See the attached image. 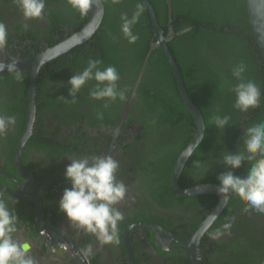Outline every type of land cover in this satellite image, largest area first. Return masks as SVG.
I'll use <instances>...</instances> for the list:
<instances>
[{
	"label": "trees",
	"instance_id": "1",
	"mask_svg": "<svg viewBox=\"0 0 264 264\" xmlns=\"http://www.w3.org/2000/svg\"><path fill=\"white\" fill-rule=\"evenodd\" d=\"M12 1L0 0V23H4L1 17ZM149 1L154 9L157 23L165 36L168 33L169 20H171L174 35L167 44L168 48L178 65L188 96L204 118L203 140L194 149L192 157L186 161L181 176L183 178L184 175H189V172L194 171L197 177L195 184L204 181L218 184V180L208 172L206 176L201 174V170H204L208 164V159L215 160V157L220 156L223 151H237L241 144L236 147L233 146V142H237L244 130L257 119H264V97L257 108L248 113H241L233 108L234 95L229 90V86L235 83L231 70L235 65L243 62L247 66L244 73L245 79L254 81L264 92V59L250 28L244 0H170L171 18L168 15L166 0ZM103 3L105 14L99 31L89 42L90 44L83 46L79 52L73 51L74 57L67 60L65 57L56 58L46 65L45 75L42 76V71H40L35 89L36 111H39L42 106H54L61 111L65 101L62 99L57 101L56 98L62 97L60 96L62 79L65 78L68 82L72 75L69 73L68 77L62 74L65 70L64 66H67L69 70L79 72L83 70L90 58L102 60L103 67L115 66L120 75L127 72L125 86L129 92L132 89L139 68L145 56L148 55L152 41L155 40L150 17L139 0H122L118 5H113L111 0H103ZM138 4L144 7L143 15L133 27V32L139 36V39L135 44L130 45L121 33L120 17L124 14L130 17ZM45 14H47L49 24L47 27H42L41 32H37L39 27L36 28V24L32 25L33 29H31L30 26H26L24 20L18 19L19 24L15 32L8 35L5 48L13 39L19 37L21 40L27 36L34 40V45L40 46L42 50L46 47L48 38L53 39L62 31L71 33L86 22V17H81L74 11L68 5L67 0H47ZM34 30L37 33H34ZM55 65H59V69L55 67L49 70ZM14 77L18 79L22 77L25 80V82L21 81V97H19V102L4 108V112H11V115L15 111L19 112L21 122L17 128L18 132H21L27 115L28 75L21 76L14 73L5 75L4 79ZM94 84L95 82L91 81L81 90L76 103L68 101L70 103L69 115L76 116L79 120L83 119L87 113L81 111L80 107L87 106L89 112L95 115L97 119L95 125L98 126L100 121L97 114H102V119L107 120L111 116L112 108L110 104L105 107L107 103L105 101L97 103L89 97V91ZM124 92H126L125 89ZM53 98H55L54 102ZM136 98V104L134 107L131 105L127 119L138 125L139 129L136 133L140 135L135 141L137 146L131 144L127 146V155L132 158V163L128 167L140 164L153 167V173L163 172L165 179H159L157 182H162L160 190L167 194L168 198L162 199L161 195L156 197L155 201L161 206H168L170 200L178 199L183 206L190 202L196 207L205 198H211V206L214 207L217 197L213 195L180 197L168 187L173 163L192 138L195 125L180 99L172 70L158 48L154 49L147 59L145 71L136 90ZM215 115L229 116L230 127L225 128L224 131L215 128L212 123ZM18 135L20 134H16V138ZM16 138L14 137L13 140L8 138L11 141L10 147L14 145ZM77 141L81 142V137H77ZM31 143L35 142L30 141L29 144ZM142 143H145V146L142 147ZM5 145L0 146V150ZM37 145L45 146L51 155L60 154L62 150L66 151L65 148L61 150L39 143ZM205 145L212 149L208 156ZM151 148H153L152 151H156L157 163L149 157L142 159L143 153ZM9 152L11 154V151ZM196 161H200L199 166L194 165ZM216 163H220L219 160ZM234 174L241 175L238 171ZM209 178L213 179L209 180ZM245 203L238 195H231L224 210L215 219L209 232L205 234L210 235L216 229L221 228L224 223L231 222L232 224L230 232L225 234L229 236L228 241L221 243L214 241L215 248L206 251L208 264H214L212 253H217L220 264H264V240L257 238L256 231V224L261 221L258 216L264 215L254 211L244 212ZM210 209L201 212L200 209L195 208L197 217L203 219ZM196 225L197 220L192 227L195 228ZM226 246L234 248V252L239 247H243L248 253L238 255L235 252L233 255L231 251L225 256L227 260H223L221 254L224 255L227 251Z\"/></svg>",
	"mask_w": 264,
	"mask_h": 264
},
{
	"label": "flooded vegetation",
	"instance_id": "2",
	"mask_svg": "<svg viewBox=\"0 0 264 264\" xmlns=\"http://www.w3.org/2000/svg\"><path fill=\"white\" fill-rule=\"evenodd\" d=\"M101 1L103 3V0ZM166 4L168 8V0H166ZM46 16L47 14L41 20L26 21L18 9L15 0H13L11 5L5 8V14L1 19L7 28V34L12 35L19 24L18 19L24 20L26 26H30L29 28L31 29H33L32 25L36 24V28L39 27L37 32H41L42 27H47L49 24ZM77 30L71 33L62 31L55 38H48V43L42 50L40 46L34 45V40L27 36H24V39L21 40L17 37L10 42L7 48L0 51V64L36 57L48 49L65 42ZM98 31L99 29L94 36ZM37 32L34 30V33ZM173 35L172 30V32L168 31L164 37L169 38L170 41ZM91 40L87 44L71 48V50L59 57H65L66 60L74 57L72 52L75 50L79 52L83 49V46L90 44ZM153 42H156V39ZM145 58L130 92L127 91V87L125 86L127 83V72L120 75L118 87L123 91L124 89L126 90V99L124 101L117 100L113 103L107 102L112 108L111 116L107 120L98 119L100 121V125L98 126L95 125L97 121L95 115L89 112L87 106L83 105L80 107L81 111L87 113L85 118L79 120L76 116L71 117L69 115L70 103L66 100H64L65 102L61 111L54 106H42L39 111H35V120L32 123L30 132L31 137L27 138L19 152L21 171L17 169L14 156L16 146L21 140L23 133H25L26 123L21 132H18L17 127L19 122H21L19 112L15 111L11 115V112H4V108L19 102L18 100L22 92L20 88L22 86L21 81L25 82V80L22 77L19 79L18 77L4 79L5 75L16 72H4L0 74V116H14L16 121L14 127L10 128L5 135L0 136V146L6 144L0 150V199H5L9 207L15 209L20 229L18 234L33 242V252L41 264H85V261L83 263L80 261L84 259V256L92 264H193L185 254L177 251L179 244L174 240L165 241L164 245L161 242L166 240L168 235L182 240L190 239L206 215L216 206L219 201L218 196L212 194L217 197L214 207L211 206V198H205L196 207L192 206L190 202L186 203V206H183L178 199H175V201L170 200L168 206H161L155 201L156 197L161 195L162 199L168 198V195L162 193L160 190L162 182H157L159 179H165L163 172L153 173L152 170L154 168L147 165L136 164L128 167L132 163V158L127 155V146L130 144L137 146L135 141H137L140 134L136 133L139 129L138 125L128 120L127 116L131 105L134 107L137 101L136 90L147 64V60L145 63ZM52 61L40 66L35 84H37L40 71H42V76L45 75L47 73L46 65ZM59 65L51 66L49 70L55 67L59 69ZM63 69L65 70L62 74H66L68 77L69 73L72 75L76 73L73 70L67 69V66H64ZM28 72L19 71V74L21 76H29ZM72 75H70V78ZM62 81L60 96L70 99L71 97L68 95L69 88H67L68 85L65 78ZM60 98H56V100L59 101L61 100ZM52 101L54 102L55 98ZM99 102L97 101V103ZM42 105H44L43 102ZM242 129H244L243 126ZM16 134L20 135L16 138ZM14 137L16 140L14 141V145L10 147V140H13ZM77 137H81L82 141L78 142ZM241 139L242 136L238 137L237 142H233V146L239 147ZM30 141H34L35 143L29 144ZM37 143L61 150L65 148L66 151L62 150L60 154L55 153L51 155L45 146H38ZM143 146H145V143H142ZM205 147L208 156L212 149L208 145H205ZM152 150L153 148L147 149L143 153L142 159L149 157L157 163L156 151ZM9 151H11V154ZM86 154L111 155L120 162L117 179L125 183L128 193L125 200L118 205L119 210L124 214V220L118 226L120 236V243L118 245L101 246L94 236L75 229L57 210L56 202L59 200L64 189L69 186L66 184L64 178V169L70 163L69 159ZM219 158L220 156L217 155L215 160L208 159V164L204 170H201V174L205 175L206 170L209 169L207 171L208 174L217 179L221 173L225 172L226 169L220 163H216ZM247 166L248 162L245 161L242 167L236 171L242 175L245 173ZM22 169L26 172V176L21 173ZM189 173V175H184L182 178L181 171L178 179L180 188L188 189L202 184L219 185L205 181L195 184L197 182L195 172L191 171ZM170 178L171 172L168 180L169 188ZM213 178H209V180ZM173 193L176 194L174 191ZM213 200L215 201V199ZM195 208L200 209L201 212L211 209L203 219H199ZM258 217L261 218V221L256 224L257 238L264 240V216ZM196 220L197 225L194 228L192 226ZM150 226H155L160 231L157 232L150 228ZM209 228L201 236L196 247L200 264H208L206 251L215 248L214 241L219 243L222 241L227 242L229 238V236L224 235L219 240H211L209 238L210 235H205L209 232ZM52 242L53 244H50ZM89 246L92 248V253L85 255V250ZM225 249L227 251L224 252V255L221 254V259L223 260H227L225 256L231 251L233 255H235V252L238 255L239 253L241 255L242 253H248L243 247H239L235 252L234 248L232 249L228 246ZM211 257L214 264H220V258L217 253H212Z\"/></svg>",
	"mask_w": 264,
	"mask_h": 264
},
{
	"label": "clouds",
	"instance_id": "3",
	"mask_svg": "<svg viewBox=\"0 0 264 264\" xmlns=\"http://www.w3.org/2000/svg\"><path fill=\"white\" fill-rule=\"evenodd\" d=\"M96 2L97 0H67L68 5L81 17H86ZM121 2L122 0H111L113 5ZM15 3L26 21L41 20L44 17L47 0H15ZM143 12V5L138 4L130 17L127 14L120 17L121 33L130 45L139 39L133 32V27L139 22ZM7 39V28L0 23V51L5 49ZM16 63L13 61L9 64L8 70L19 75ZM102 64V60L90 58L83 70L74 73L67 82L71 99H60L76 103L81 90L94 81V87L89 91L92 100L108 103L124 101L126 95L118 87L120 74L117 68L111 65L103 67ZM246 70L247 66L243 62L235 65L231 70L235 83L229 86L234 95L233 108L241 113L257 108L264 97V92L254 81L245 79ZM108 103H105V107ZM97 118L102 119V114H97ZM15 123L14 116H0V136L5 135ZM212 123L219 131H224L230 127V117L215 115ZM192 155L193 152L189 151L184 159L188 160ZM218 160L228 169L217 177V193L221 197L219 205L226 206L231 195H238L246 202L244 212L264 214V119H257L244 130L241 147L237 151H223ZM69 161L64 169L65 182L69 186L56 202L58 212L75 229L94 236L101 246L118 245V226L124 220V214L118 205L125 200L128 193L125 183L117 179L120 162L105 154H86ZM245 161L248 162L245 173L235 175ZM199 164L200 161L194 163L196 166ZM18 223L15 209L10 208L5 199H0V264H41L33 252V242L18 234ZM231 227V222L224 223L209 238L219 240L230 232ZM91 253L92 248L89 246L85 255Z\"/></svg>",
	"mask_w": 264,
	"mask_h": 264
},
{
	"label": "water",
	"instance_id": "4",
	"mask_svg": "<svg viewBox=\"0 0 264 264\" xmlns=\"http://www.w3.org/2000/svg\"><path fill=\"white\" fill-rule=\"evenodd\" d=\"M139 1L144 5V7L148 12V15L150 17V23L153 28V34L156 39V42H153L152 43L153 46L151 45L149 49L148 55L145 58V63L154 49L158 48L161 50L172 70L180 99L183 105L185 106L186 110L192 117L193 123L195 125L192 138L190 139L189 143L184 147V149L180 152V154L177 156L172 166L169 186L176 194L180 196L189 197V196H197V195L214 194L217 195L219 198V201L217 202L216 206L212 208L209 214L206 215V217L196 228L195 232L192 234L190 239L182 240L174 236L168 235L166 237V240L162 241L161 244L164 245L165 241L174 240L177 244H179V248L177 249V251H180L181 253L185 254L188 260H190L193 264H200V260L197 256V251H196L198 241L201 238V236L204 234L205 229L208 228V225L212 224V222L215 220V218L224 208V206L221 207L219 205L221 200V197L217 193V188L219 185L202 184L188 189H182L178 185V179L187 161L184 158L187 156V153L189 151L192 152L194 151L196 146L201 142V138L204 135V130H205L204 118L200 110L193 103V101L186 92V88L184 86L178 65L167 45L169 42V38L164 37L162 30L158 26L155 12L150 1L149 0H139ZM244 5H245V12L247 15V19L250 28L253 32V35L255 37L257 47L261 53V56L264 59V0H244ZM168 8H169V12H168L169 18H171L170 0H168ZM103 16H104L103 3L101 0H97V2L93 5L89 14L86 16L85 24L75 33H73V35L70 38H68L65 42L55 46L54 48L48 49L47 51L43 52L42 54L36 57L15 61L17 62L16 69L18 71L21 72L29 71L28 72L29 84L27 87V115H26L27 118H26L25 133H23L21 140L16 146L15 156H14L18 170L21 171V165L19 163V152L24 142L27 140V138L31 137L30 134L31 127H32V123L35 120V114H36L35 113L36 111L35 79L38 72L37 69H39L42 64L50 62L52 60H55L57 57L62 56L64 53L71 50V48L73 47L75 48L77 46L87 44V42L94 37V34L99 29L103 20ZM168 24H169L168 31L172 32L171 20H169ZM11 63L12 62L0 64V74L4 72H15L8 70V65ZM21 173L25 176L27 175L23 169ZM150 228L156 230L157 232L160 231V229L156 228L155 226H150ZM50 244H53V242ZM84 259L80 261L82 263L85 261V264H92L91 262L88 261V259L85 256Z\"/></svg>",
	"mask_w": 264,
	"mask_h": 264
}]
</instances>
